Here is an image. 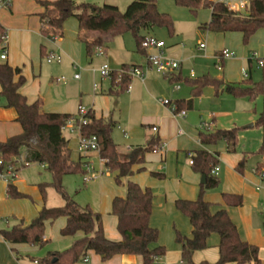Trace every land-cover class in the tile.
Instances as JSON below:
<instances>
[{"label": "crops", "instance_id": "crops-1", "mask_svg": "<svg viewBox=\"0 0 264 264\" xmlns=\"http://www.w3.org/2000/svg\"><path fill=\"white\" fill-rule=\"evenodd\" d=\"M40 1L56 0H12L7 7L0 8V26L5 32L4 46L0 45V55L3 51L6 53V59L0 60V64H7L12 69L20 70L24 83L19 93L29 103L39 101L41 110L45 113L75 116L78 107L85 102L87 111H90L95 118H110L115 123L111 138L113 142H115L114 137L116 140L118 138L124 146L121 148L116 144L119 153L124 154L136 147L144 148L151 142H157V145L162 146L161 152L147 153L143 164L133 168L135 173L121 180H125L126 184L133 182L142 189H149L152 193L149 225L158 231L156 245L166 250L165 255L155 264H181L179 248L174 244V232L191 238L192 228L188 219L176 210L175 202L177 200L194 201L198 197L202 176L192 171L188 155L199 150L216 153L219 168L218 177L216 176L219 185L204 193V201L211 204V213L220 209L226 211L240 238L258 247L260 264H264V223L259 220L262 216L260 205L264 203V181H261L256 174V169L264 164V158L255 157L254 163L245 160L246 166L241 174L235 170L237 164L248 156L247 152L258 150L262 140L260 129L257 128L259 132L255 134L256 142L252 144V147L245 141L241 151L237 153H229L223 140L211 146H203L198 140L200 131L214 132L232 128H238L239 131H253L256 128L254 124L258 115L264 112V99L257 98L254 101L244 98L235 99L225 93L216 95L213 88L206 87L199 97L192 99V107L185 110L186 114L183 118L172 116L168 108L161 104L164 100L169 102L189 100L190 89L184 81L193 80L196 76H206L211 65L221 74V78L217 80L238 85L241 78L238 75L236 78L231 77L232 71L227 67L224 68L225 62L234 57L221 60L223 50L217 49V41L220 40V43L225 41L231 49L236 50L241 56L237 60L241 65L249 56L250 50L258 49L264 54V29L258 30L256 36L250 38L246 48L240 46L242 38L240 33L217 34L215 38H212L211 32L206 34L203 32L205 35L198 34L200 39H207L208 48L204 47L200 50L199 46L202 45L200 44L197 50H192V53L186 48L174 52V57L180 60L179 69L169 76H163L153 69L145 70L147 51L138 52L135 38L130 32L117 34L106 47L101 48L102 56L95 55L94 51L91 56L86 54L84 45L78 40V23L74 18L64 22L62 36H55L56 40L52 41L51 35L43 36L39 19L42 13L38 3ZM211 1L228 4V0ZM202 14H206V11ZM209 20L210 17L204 19L200 26L207 24ZM151 32L153 33L152 30ZM158 40L164 43L163 39ZM175 43L169 46L179 45ZM206 49L207 51L200 55ZM167 50L168 47L164 43L163 51L167 52ZM152 53L155 52L152 51ZM48 56L58 57L59 62L47 63ZM185 61L192 63L196 73L193 70L186 73L187 68L182 63ZM247 63L249 69L245 79L251 80L252 60L247 59ZM104 65L113 72L125 67H137L145 71V76L143 80L130 79L129 91L126 89L123 93L116 95L114 92L118 88L110 80L103 79L99 75L98 70ZM78 72L81 77L74 79L73 76H77ZM178 78L181 79L180 82L175 81ZM17 79L18 76H15L14 81ZM175 85L178 87L174 88ZM203 118L206 120L202 122ZM15 119L14 109L5 108V100L0 98V141L20 133V126ZM203 125L204 129L201 130L200 127ZM153 128H156V132L152 131ZM69 135L75 139L77 146L76 135ZM63 137L68 141V148L72 153L73 148L69 138ZM244 140H246L245 136ZM92 158H98V156L94 154L89 159ZM76 159V161L79 160L77 155ZM71 160L75 161L72 156ZM153 174L161 178L154 177ZM6 186L0 181V207L8 205L5 195ZM14 186L18 192L25 193L24 189L19 188L17 184ZM222 194L241 196L242 206L237 208L226 206L222 201ZM108 195L110 201L115 197L124 198L126 190L125 193L120 192L118 195L111 192ZM36 208L28 206L26 214L18 213L17 217H14L16 222L21 220L24 224H29L38 215ZM100 216L104 236L110 241H120L117 219L110 214V208L108 209L105 205ZM65 225V218L46 222L44 244L48 242V239L57 241L61 237L64 239L61 242L63 248L69 249L73 241L82 234L77 233L74 237L61 236L60 231ZM218 244V236L210 235L206 241V249L194 253L193 262L215 264L218 260ZM28 246L11 245L0 237V264H40L36 261L28 262L22 258L21 254L28 251ZM85 258L87 262L82 260L77 264L141 263L138 257L126 255L114 256L103 262L93 252H88Z\"/></svg>", "mask_w": 264, "mask_h": 264}, {"label": "trees", "instance_id": "trees-1", "mask_svg": "<svg viewBox=\"0 0 264 264\" xmlns=\"http://www.w3.org/2000/svg\"><path fill=\"white\" fill-rule=\"evenodd\" d=\"M173 1L177 6L188 9L193 15L200 8L210 10L209 22L200 26V29L215 34L240 33L244 45L248 44L258 30L264 29V0H248V11L245 13L230 10L224 2ZM38 3L42 8L39 15L41 34L46 37L50 35L60 37L64 22L74 18L78 23V40L84 45L88 56L92 55L95 48L106 47L117 34L124 32L133 34L137 50L142 53L145 51L140 44L144 37L139 35L140 30L151 31L160 28L167 30L170 35L173 34L172 20L169 15L158 11L156 0H132L123 13L116 6L109 4L97 6L87 2L77 3L75 0ZM92 34L94 37L90 38ZM4 35V29L0 26V45ZM15 76H18L17 81H14ZM110 81L118 88L114 92L117 95L127 89L130 78L113 72ZM175 81L180 82L181 79ZM23 83L24 79L20 76L19 69L0 64V96L5 100V108L14 109L15 122L21 129L19 134L0 141V157L6 165L14 168L19 161L43 166L50 174V185L62 198L63 205L57 208L41 207V211L32 222L24 224L20 220L11 229L1 230L0 237L11 245L42 246L45 223L65 218L66 225L60 231V235L74 237L81 233V237L75 239L69 249L62 253L49 254L39 262L40 264H77L88 252L95 253L103 262L114 256L126 255L138 257L140 264H155L166 251L164 247L156 245L158 231L149 225L153 199L151 191L142 189L133 182H127L125 197L113 198L110 206V214L117 219V231L121 235V240L118 242L108 240L104 236L100 214L93 212L88 206H79L61 186L64 176L84 173L80 158L78 161L71 160L68 141L62 134L66 122L76 117L43 112L39 101L29 103L19 93ZM184 83L190 89L191 98L187 101L171 102L177 112L191 109L192 99L199 97L206 87L213 88L216 95L225 93L235 99L244 98L249 101L264 99L263 82L252 83L248 80L239 85H230L222 80L203 76L196 80H185ZM86 118L88 122L81 128V134L84 137L95 136L98 139V156L105 161V169L115 174L117 185L121 184L122 179L131 177L135 173L133 168L143 164L145 155L157 146V142H151L144 148L136 147L121 154L111 138L115 123L110 118H95L90 111ZM254 125L262 134L261 144L254 155L264 158V112L258 115ZM238 131V128L214 132L200 131L198 140L203 146L215 145L223 140L227 145V151L235 153ZM191 155V169L204 177V183L200 185L196 200L175 202L176 210L188 219L192 228L191 238L176 232L175 241L179 247L181 264H195L192 260L194 253L206 249V241L212 234L219 238L218 260L215 264H260L258 247L240 238L224 209L211 213V204L203 199L206 191L219 185L217 177L210 174L218 165L217 154L199 150ZM246 157L237 164L236 172L243 173ZM263 168L264 164L260 165L256 173H260ZM46 187L39 186L42 198L45 196ZM6 193L12 200L28 198L18 192L11 182L6 186ZM222 201L228 207L237 208L243 204L242 197L235 194H222Z\"/></svg>", "mask_w": 264, "mask_h": 264}, {"label": "rangeland", "instance_id": "rangeland-1", "mask_svg": "<svg viewBox=\"0 0 264 264\" xmlns=\"http://www.w3.org/2000/svg\"><path fill=\"white\" fill-rule=\"evenodd\" d=\"M77 3H91L94 5H102L103 3H108L111 5H115L122 13L125 12L127 6L132 2V0H75ZM240 0H228L229 5H236ZM248 4V0H242ZM157 9L160 13H165L169 15V17L172 20L173 23V34L170 35L167 30L160 29V28H154L152 29L153 33L151 31H144L140 30L139 35L149 38H155V39H163L164 43L166 44V47H168L167 52L164 51V57L177 61L180 63V60L178 58L174 57V52L181 51L184 48H186L188 51L197 50L198 45L202 44L205 48H208L209 43L207 39H200L198 34H203V32L206 34L208 31H203L200 29L201 21H204V19H208L210 17V12L208 9L200 8L195 15H193L188 9L179 7L175 4L173 0H156ZM203 11H206V14H202ZM202 14V15H201ZM264 31V30H263ZM125 34H127L125 32ZM203 34V35H205ZM256 34V33H255ZM253 35L255 37L256 35ZM212 38H215L217 34L211 33ZM177 39H179L177 41ZM179 43L178 46L172 45L169 46L171 43ZM175 43V44H176ZM182 45V46H181ZM240 46L242 48H246L247 45H244L242 42V38L240 40ZM217 49L219 51L226 50L229 53H232L234 55V58L232 60H228L225 62L224 68L227 67L232 72L230 73L231 77H235L238 75L241 79L238 85L241 83V81H251L252 83L257 82H263L264 83V67L261 69L258 66V61H262L264 66V54L260 52L258 49L250 50L248 51L249 56L246 57V60L241 65L237 62V60L241 57L239 53L236 50H233L229 47V45L226 44L225 41L223 43H220V40L217 41ZM152 49L147 50V54L153 55ZM187 51V52H188ZM205 51H202L200 55H203ZM198 51H196L197 53ZM199 55V52L197 53ZM196 54V55H197ZM253 54L255 55L254 58H252ZM247 59H251V69H250V79L244 78V73H248V63ZM185 67L187 68L186 73L188 74L190 70H193L194 73H196L195 69L193 68L192 63L189 62H182ZM191 64V65H190ZM188 65V66H186ZM209 68L208 74L206 76L218 79L221 78V74L214 68L213 65ZM199 75V74H198ZM78 78L80 76V72L77 73ZM74 77V76H73ZM203 76H196L193 80H196L198 78H201ZM184 79V77L182 78ZM177 84V83H176ZM178 87L177 85L174 86V88ZM0 98H3L0 96ZM81 108H84L87 110L85 102H83V105L79 106ZM78 107V108H79ZM172 115V114H171ZM78 116V109L76 112L75 117ZM206 119L203 118L202 122ZM259 130L257 127L252 130H245V131H238V140L236 144V152L241 151L242 146L245 144V141L249 144V146L254 144L255 138ZM63 136L69 138L70 145L72 146L73 150L71 153L72 158L76 161V144L75 139L70 136L69 131L65 130L62 132ZM75 135V134H73ZM244 136L246 137V140H244ZM121 139V138H120ZM115 144L119 145L121 148H124V146L115 139ZM74 141V142H73ZM248 156L246 157V160L253 163L255 162V157H257L255 154V150H250V152H247ZM79 157V156H78ZM88 161L92 162L96 174V178L85 183L83 181L84 174L79 175H68L64 176L61 180V186L65 190V192L73 198V200L81 207L88 206L93 212L99 213L100 215L104 211L105 205L108 207V209L111 206V201L109 200V193H113L118 195L120 192L125 193L126 190V181H121L120 185H117L115 183V174L110 173L107 171L98 161V158H92L88 159ZM246 166V163H245ZM218 177V176H217ZM15 182V183H13ZM12 184L18 185L19 188L21 187L24 189V194L28 196L26 199H18V200H12L7 196L6 189H5V195L6 200H8V205H5V207H0V229L8 230L13 227L17 222L14 217H17L18 213L26 214L28 210V206L32 207H45V208H57L61 207L63 205L62 198L57 194L55 189L50 185L51 184V176L50 174L43 168V166L39 164H30L28 167H24L20 169L17 173V178L12 181ZM40 185H46L45 188V196L42 198L39 186ZM206 193V192H205ZM264 204V203H262ZM261 204V205H262ZM260 205V206H261ZM263 216V215H262ZM259 217V220L264 223V218ZM33 221V220H32ZM31 221V222H32ZM183 236H185L182 233H179ZM174 235L176 237V231L174 232ZM186 237V236H185ZM64 239L60 240H49L46 244L43 246H28V251L25 252L22 255V258L28 260V262L36 261L40 262L43 259H45L49 254L54 253H62L66 249L63 248V242ZM174 244L178 247L175 238H174ZM179 248V247H178ZM52 249V250H51ZM56 251V252H55ZM166 251V250H165Z\"/></svg>", "mask_w": 264, "mask_h": 264}, {"label": "built area", "instance_id": "built-area-1", "mask_svg": "<svg viewBox=\"0 0 264 264\" xmlns=\"http://www.w3.org/2000/svg\"><path fill=\"white\" fill-rule=\"evenodd\" d=\"M11 1L12 0H0V8L7 7ZM226 5L229 7L230 10H233V11H237L241 13H245L248 11V4H246V2L241 1V0L236 5H232V4L231 5L226 4ZM4 40H5V35L3 37V42H2L3 46H4ZM51 40L52 41L56 40V37L52 36ZM140 46L144 51L152 49L155 52L153 55H149V54L145 55L146 63H147V67L145 70L153 69L157 74H160L163 76H169L179 69V63L177 61L164 57V51H163L164 43L163 42L155 38H152V37H149V38L145 37L141 41ZM203 48H204L203 45L199 46L200 50ZM94 53L97 56L103 55V51L101 48H95ZM233 57L234 55L232 53H229L228 51L223 50L221 52L220 59L228 60ZM254 57L255 55L253 54L252 58ZM5 59H6V53L3 51L0 55V60L3 61ZM46 61L47 63H51L53 61L59 62V58L54 57V56H48ZM262 65H263L262 61H258V66L260 68L262 67ZM98 72L101 78L108 79V80L111 79V74L113 73V71H111L106 65L102 66L98 70ZM116 73L117 75H122V74L126 75L130 79L136 78L139 80H143L145 76V71L137 67H125V68L120 69ZM247 76H248L247 73H244V78H247ZM191 77H193L192 74H191ZM74 79H78V76H74ZM116 81H118V79ZM127 91H129V87H127ZM161 104L167 107L170 113L172 114V116L176 118H183L186 114V111L184 110H181L178 112L175 111V107L169 101H166V100L161 101ZM87 113L88 111L86 109L79 107L78 116L74 119L68 120L62 128V132L65 130H68L70 134H75L77 137L76 151L81 161V167L84 172L83 181L85 183L96 178L97 172H95L92 162L88 161V159L91 157V155H94V154L98 156V152H99L98 139L95 136L84 137L81 134V128L84 127L88 122L86 118ZM200 129L203 130L204 125L201 126ZM152 131L156 132V128H153ZM161 151H162V146L160 145H157L152 150L153 153H158ZM188 157H189V165L191 166L192 165V155L189 154ZM98 161L104 167L105 161L102 160L99 156H98ZM29 165L30 164L26 162L19 161L17 162V165L15 168L10 167L6 165L4 160L0 157V181L5 183L6 185L9 184L10 182L12 183V181L17 178L18 171L24 167H28ZM218 171H219V168L217 165L211 170L210 174L216 177L218 175ZM256 174L261 181H264V171H261L260 173H256ZM261 213L264 216V204L261 205ZM83 262H87V258H84Z\"/></svg>", "mask_w": 264, "mask_h": 264}, {"label": "water", "instance_id": "water-1", "mask_svg": "<svg viewBox=\"0 0 264 264\" xmlns=\"http://www.w3.org/2000/svg\"><path fill=\"white\" fill-rule=\"evenodd\" d=\"M200 183L203 184L204 183V177H201ZM37 212L39 213L41 211L40 207H37ZM55 261V260H54Z\"/></svg>", "mask_w": 264, "mask_h": 264}]
</instances>
